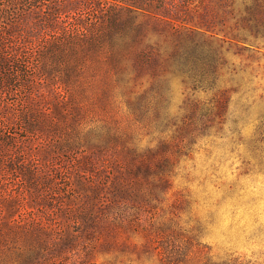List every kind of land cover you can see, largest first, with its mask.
Wrapping results in <instances>:
<instances>
[{
  "label": "trees",
  "instance_id": "16d2710c",
  "mask_svg": "<svg viewBox=\"0 0 264 264\" xmlns=\"http://www.w3.org/2000/svg\"><path fill=\"white\" fill-rule=\"evenodd\" d=\"M255 40L264 0H0V264H96L132 238L155 264H251L141 223L175 163L168 137L144 148L133 127H176L172 84L210 90L225 46Z\"/></svg>",
  "mask_w": 264,
  "mask_h": 264
},
{
  "label": "rangeland",
  "instance_id": "374dc122",
  "mask_svg": "<svg viewBox=\"0 0 264 264\" xmlns=\"http://www.w3.org/2000/svg\"><path fill=\"white\" fill-rule=\"evenodd\" d=\"M223 53L220 78L210 90L192 93L179 81L172 84L169 118L176 127L160 134L134 125L141 147L156 148L168 137L175 163L169 189L155 192L139 215L144 225L189 232L215 258L264 264V41H252L247 48L226 45ZM218 90L224 91L222 109H184L187 99L207 105ZM118 112V118L129 117ZM185 117L191 118L190 125L181 123ZM142 243L132 238L119 247L99 249L94 262L155 264ZM79 261L74 257L68 264Z\"/></svg>",
  "mask_w": 264,
  "mask_h": 264
}]
</instances>
